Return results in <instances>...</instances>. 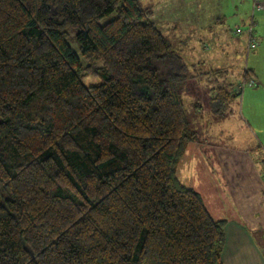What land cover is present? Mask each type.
<instances>
[{
	"label": "trees",
	"instance_id": "1",
	"mask_svg": "<svg viewBox=\"0 0 264 264\" xmlns=\"http://www.w3.org/2000/svg\"><path fill=\"white\" fill-rule=\"evenodd\" d=\"M152 15L0 0V264H222L225 220L177 176L193 76Z\"/></svg>",
	"mask_w": 264,
	"mask_h": 264
},
{
	"label": "rangeland",
	"instance_id": "2",
	"mask_svg": "<svg viewBox=\"0 0 264 264\" xmlns=\"http://www.w3.org/2000/svg\"><path fill=\"white\" fill-rule=\"evenodd\" d=\"M184 1L191 0H140L142 6L152 9L155 25L176 53L183 57L188 74L194 76L180 85V92L188 126L198 133V138L186 143L177 166V176L183 185L201 195L213 217L223 214L232 218L234 210L238 213L237 203L242 204L241 209L245 206L243 195H222L225 190L219 180L225 181L227 177L233 176L238 180L235 184L243 192L246 181L255 177L251 166L253 159L260 160L256 148L258 144L249 149L252 143L251 137L244 131L246 120L264 149V11L253 10L254 0H198L199 4L194 3L188 8L194 13L192 18L196 23L186 25L182 32H178L182 33L180 35L175 34L174 25H170L169 20L173 16L176 26L180 20L187 19ZM258 1L264 3V0ZM217 2L220 3L219 7ZM233 3L247 15L254 11L251 12L252 20L249 18L245 22L234 19L236 8ZM220 13L226 15L225 21L216 19ZM253 22L257 45L247 49L248 29ZM238 26L242 29L241 34L234 33ZM69 41L80 56L76 41L72 38ZM193 50L191 54L189 51ZM214 50H220V53L212 59L210 55ZM206 57L210 60H205ZM215 67H220L218 73L208 71ZM83 80L85 83H94L99 79L87 76ZM250 80L254 81L253 85L248 84ZM241 83H244L242 90L239 88ZM218 86L237 93L220 112L215 111V104L211 100ZM205 140L208 144L204 143ZM219 142L229 149L219 151L220 148L212 146ZM210 162L214 163L217 172ZM254 206L263 207L262 203Z\"/></svg>",
	"mask_w": 264,
	"mask_h": 264
},
{
	"label": "crops",
	"instance_id": "3",
	"mask_svg": "<svg viewBox=\"0 0 264 264\" xmlns=\"http://www.w3.org/2000/svg\"><path fill=\"white\" fill-rule=\"evenodd\" d=\"M194 3L199 4V1L198 0H193V1L191 0L190 2L184 1L183 3L184 4L183 8H185L184 14L187 15L185 16L187 18L185 21L180 20L178 24L175 26V24L177 23L176 19H174V17L172 16L173 19L171 18L169 20L170 25H174L172 28L175 31V34L182 35V33H178V32H182L181 30L186 28V25L196 23V20L193 19L194 13L189 11L188 9ZM217 5L219 7L220 3L217 2ZM233 5L235 6V3H233ZM177 6L179 7V4H177ZM235 8H236V12L233 14L234 19L237 18V20H242L245 22L248 21L249 18H251L252 20L253 15H251V12L254 11H250V15L249 14L247 15V12L239 11L238 6H235ZM219 18L220 19L222 18L223 21H225L224 18H226V15L224 13H220L219 16H216V19ZM187 31H188L187 33L190 32L189 29ZM240 50L242 49L240 48ZM194 51L195 50L189 52H191L192 54ZM196 53L200 54L199 51H196ZM219 53L220 50H214V52L211 53L212 55L210 56H212L213 57L212 59H214L215 56H217ZM208 57H206L205 60L211 59L210 57H209L210 59ZM218 70H220V67L211 68L208 71H213L215 73H218ZM246 125L244 131L248 136L251 137V143H252L249 146V149H253V145L258 144L257 147L256 146L255 147L258 149L257 152L260 153L259 155L260 160L258 161V159H256L254 161L253 159L251 166L254 169L255 177L254 179L246 181L247 182L245 185L246 187L244 188L243 192H240V187L238 188V185L235 184V182L236 181L238 182V180H236L233 176L227 177L228 180L225 181L223 179L219 180V184H221L223 190H225V192L222 191L223 192L222 195H229L230 197H233L232 195H243L242 198L245 201L244 202L245 206H243L244 208L242 209H241V205H242L241 203H237L238 205H235L238 213H236V210H234L232 214L233 215L232 218L223 216V214H219L216 218L214 217L215 219L225 220V226H224L225 242L221 254L222 264H264V149L260 141L257 140L255 136L256 135L255 132H252V130H250L248 120H246ZM204 143L208 144L206 140ZM212 146H214L216 149L220 148L221 150L219 151H223L224 149L227 150L229 149L225 145L223 146V143L220 142L218 144L215 143ZM231 157H233V155H231ZM210 164L213 165L212 167L213 170L217 172L218 170L216 166H214V163L210 162ZM217 189L220 191V187L217 186ZM257 203L259 204L262 203L263 207L261 208L255 207L254 205H256Z\"/></svg>",
	"mask_w": 264,
	"mask_h": 264
},
{
	"label": "built area",
	"instance_id": "4",
	"mask_svg": "<svg viewBox=\"0 0 264 264\" xmlns=\"http://www.w3.org/2000/svg\"><path fill=\"white\" fill-rule=\"evenodd\" d=\"M253 10L254 11H264V3L263 2H260L258 0H255L254 3H253ZM234 33H237V34H241L242 33V29L241 27H236L235 30H234ZM257 45V40H256V37L254 36V22L249 26V29H248V49H252V48H255ZM249 85H253L254 84V81L253 80H250L248 82ZM244 86V83H241L239 85L240 88H243Z\"/></svg>",
	"mask_w": 264,
	"mask_h": 264
}]
</instances>
